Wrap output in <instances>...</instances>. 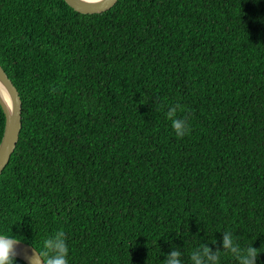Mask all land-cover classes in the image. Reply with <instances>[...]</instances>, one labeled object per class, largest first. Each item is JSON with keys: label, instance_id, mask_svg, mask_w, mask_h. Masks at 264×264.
<instances>
[{"label": "trees", "instance_id": "obj_1", "mask_svg": "<svg viewBox=\"0 0 264 264\" xmlns=\"http://www.w3.org/2000/svg\"><path fill=\"white\" fill-rule=\"evenodd\" d=\"M0 66L22 104L0 234L62 230L68 264H236L229 232L264 264V0H0Z\"/></svg>", "mask_w": 264, "mask_h": 264}, {"label": "clouds", "instance_id": "obj_2", "mask_svg": "<svg viewBox=\"0 0 264 264\" xmlns=\"http://www.w3.org/2000/svg\"><path fill=\"white\" fill-rule=\"evenodd\" d=\"M7 100V94H5ZM11 108V104L8 105ZM178 111H182L179 104L170 107L166 113V119L170 121L171 130L178 138H183L189 132V125L185 118L178 117ZM19 241L13 236L0 234V264H15L13 258V246ZM222 248L232 254L236 264H256L258 250L252 246L247 249L241 248L234 243L231 233L224 232L222 236ZM42 264H68V246L65 233L58 230L47 235L42 241V251L37 252ZM42 258V259H41ZM191 264H219V252H213L208 247H200L190 254ZM164 264H182L181 253L171 251Z\"/></svg>", "mask_w": 264, "mask_h": 264}, {"label": "water", "instance_id": "obj_3", "mask_svg": "<svg viewBox=\"0 0 264 264\" xmlns=\"http://www.w3.org/2000/svg\"><path fill=\"white\" fill-rule=\"evenodd\" d=\"M80 14H100L111 9L118 0H64ZM7 94V100H5ZM11 104V108H9ZM0 107L4 114V131L0 141V175L13 154L20 130L22 104L17 89L0 66ZM13 258L24 264H42L35 249L21 241L13 246ZM42 259V258H41Z\"/></svg>", "mask_w": 264, "mask_h": 264}]
</instances>
